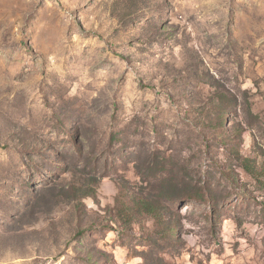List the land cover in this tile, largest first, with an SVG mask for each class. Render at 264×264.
I'll return each instance as SVG.
<instances>
[{"label": "rangeland", "instance_id": "1", "mask_svg": "<svg viewBox=\"0 0 264 264\" xmlns=\"http://www.w3.org/2000/svg\"><path fill=\"white\" fill-rule=\"evenodd\" d=\"M0 264H264V0H0Z\"/></svg>", "mask_w": 264, "mask_h": 264}, {"label": "trees", "instance_id": "2", "mask_svg": "<svg viewBox=\"0 0 264 264\" xmlns=\"http://www.w3.org/2000/svg\"><path fill=\"white\" fill-rule=\"evenodd\" d=\"M245 169H246L247 171H249L250 173H252L251 167H250L249 165H246V166H245Z\"/></svg>", "mask_w": 264, "mask_h": 264}]
</instances>
